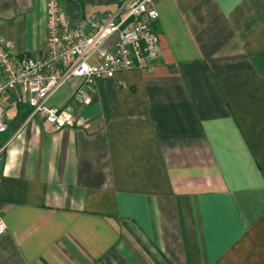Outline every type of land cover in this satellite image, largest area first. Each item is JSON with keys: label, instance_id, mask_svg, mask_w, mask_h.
I'll use <instances>...</instances> for the list:
<instances>
[{"label": "crops", "instance_id": "obj_1", "mask_svg": "<svg viewBox=\"0 0 264 264\" xmlns=\"http://www.w3.org/2000/svg\"><path fill=\"white\" fill-rule=\"evenodd\" d=\"M121 1L57 0L70 23ZM152 2L147 68L46 99L72 125L7 107L0 264H264V0ZM44 20L0 0L16 53L41 52Z\"/></svg>", "mask_w": 264, "mask_h": 264}, {"label": "built area", "instance_id": "obj_2", "mask_svg": "<svg viewBox=\"0 0 264 264\" xmlns=\"http://www.w3.org/2000/svg\"><path fill=\"white\" fill-rule=\"evenodd\" d=\"M44 46L37 55L16 53L0 35V133L11 104L27 107L26 122L39 116L55 128L72 125L68 107L46 99L71 78L79 84L71 103H90L94 84L117 71L145 69L158 47L152 0H122L115 8L91 12L75 23L64 18L57 0H44ZM5 230L0 218V234Z\"/></svg>", "mask_w": 264, "mask_h": 264}, {"label": "water", "instance_id": "obj_3", "mask_svg": "<svg viewBox=\"0 0 264 264\" xmlns=\"http://www.w3.org/2000/svg\"><path fill=\"white\" fill-rule=\"evenodd\" d=\"M2 162H3V157L0 156V170H1V167H2Z\"/></svg>", "mask_w": 264, "mask_h": 264}, {"label": "rangeland", "instance_id": "obj_4", "mask_svg": "<svg viewBox=\"0 0 264 264\" xmlns=\"http://www.w3.org/2000/svg\"><path fill=\"white\" fill-rule=\"evenodd\" d=\"M8 111H9V110H8ZM8 111H7V112H8ZM7 114H8V113H7ZM0 136H2V135H0Z\"/></svg>", "mask_w": 264, "mask_h": 264}]
</instances>
